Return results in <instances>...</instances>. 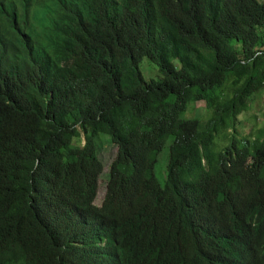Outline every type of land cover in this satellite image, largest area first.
<instances>
[{
	"label": "trees",
	"instance_id": "obj_1",
	"mask_svg": "<svg viewBox=\"0 0 264 264\" xmlns=\"http://www.w3.org/2000/svg\"><path fill=\"white\" fill-rule=\"evenodd\" d=\"M263 89L264 0H0V264H264Z\"/></svg>",
	"mask_w": 264,
	"mask_h": 264
},
{
	"label": "rangeland",
	"instance_id": "obj_2",
	"mask_svg": "<svg viewBox=\"0 0 264 264\" xmlns=\"http://www.w3.org/2000/svg\"><path fill=\"white\" fill-rule=\"evenodd\" d=\"M154 68L155 67L149 60L144 59L141 65V69L147 78L157 76V72ZM206 106L207 105L205 102H199L196 106L197 110L195 111V116L204 119L208 118L210 114ZM190 110L191 108L189 107V110L184 115L185 118H191V116H189V112L194 116V112ZM263 111H264V89L253 97L249 111L244 113L241 117L242 118L241 120L243 121V125H244L243 131L245 133L249 134L255 130V127L260 126L262 122ZM224 140H225L224 137L219 138V144H217V149H219L220 145L222 146H224L225 144L226 146L228 145V143L224 142ZM98 153H99L98 156L104 165V172L99 179V187L97 191V198L95 201V204L100 206L104 200L106 193L109 168L117 156L118 147L107 139L99 145ZM168 161H169L168 148H165V151L158 157L157 165L153 173V176L156 179H158V181L161 183L162 186H165L167 183Z\"/></svg>",
	"mask_w": 264,
	"mask_h": 264
},
{
	"label": "clouds",
	"instance_id": "obj_3",
	"mask_svg": "<svg viewBox=\"0 0 264 264\" xmlns=\"http://www.w3.org/2000/svg\"><path fill=\"white\" fill-rule=\"evenodd\" d=\"M34 1L35 0H30V2H32V3H34ZM69 63L71 64V65H73V61L72 60H69ZM222 146V145H221ZM221 146H219L221 149H223V146L221 147ZM95 203V202H94Z\"/></svg>",
	"mask_w": 264,
	"mask_h": 264
}]
</instances>
